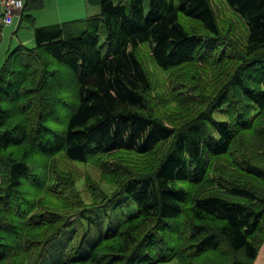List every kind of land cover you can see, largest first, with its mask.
<instances>
[{
    "label": "trees",
    "instance_id": "trees-1",
    "mask_svg": "<svg viewBox=\"0 0 264 264\" xmlns=\"http://www.w3.org/2000/svg\"><path fill=\"white\" fill-rule=\"evenodd\" d=\"M91 0L101 13L35 28L0 76V264H256L264 244V0ZM148 3V7H147ZM42 0H26L21 25ZM163 74L154 94L147 60ZM137 211L84 250L103 186ZM103 198L108 196L103 194ZM103 222L99 221L98 228ZM87 232V231H86ZM82 235V236H81Z\"/></svg>",
    "mask_w": 264,
    "mask_h": 264
},
{
    "label": "rangeland",
    "instance_id": "rangeland-1",
    "mask_svg": "<svg viewBox=\"0 0 264 264\" xmlns=\"http://www.w3.org/2000/svg\"><path fill=\"white\" fill-rule=\"evenodd\" d=\"M212 4L215 7L216 13L219 18L220 27L226 33H230V30L233 26L232 33L235 38L245 39L246 38V23L243 19H241L238 14H236L226 3L224 0H211ZM148 7V3H147ZM50 12V11H47ZM36 16V15H35ZM55 17V16H54ZM34 24L23 25L22 29L19 28L18 32L12 31L13 28L4 27L0 34V76L2 70L9 58V56L22 45V35H30V42L24 44L28 48H33L35 46L34 33L35 28L44 27L54 24H49L46 22L47 15L46 12H39ZM48 23V24H47ZM12 45L11 50L8 48ZM151 78L153 81V92L154 94L162 93L167 95V86L168 82H165V78L163 74L152 64L151 60H147ZM59 161L63 167H65L69 171H75L78 179V187L82 192V195L87 203L93 202V197L91 193L88 191L87 183L85 181V176L91 175L93 180L99 182L103 186V194H106L108 198L104 199L103 194L101 193L98 197V201L100 207L94 211H88L86 213V219L83 220L84 224L79 231L84 235L85 233L91 232V235L88 240V244L84 250L85 255L88 253L92 244H94L100 237L101 233L105 231L108 225V221L110 219L114 220L115 223L120 222L121 220L131 216L137 211V205L134 202H131L129 205H121L120 203L125 200V197H117L114 198V193L116 191V186L113 184H109L103 180L101 171L92 164L81 163L77 161H72L66 157L65 154L59 155ZM103 222L102 226L98 228L99 221ZM87 231V232H86ZM81 235V236H82ZM45 264V263H43ZM161 264H179L177 260H172L169 262L161 263Z\"/></svg>",
    "mask_w": 264,
    "mask_h": 264
},
{
    "label": "crops",
    "instance_id": "crops-1",
    "mask_svg": "<svg viewBox=\"0 0 264 264\" xmlns=\"http://www.w3.org/2000/svg\"><path fill=\"white\" fill-rule=\"evenodd\" d=\"M24 1L26 2V0ZM42 2H43V8L32 14L35 18L37 17V14L39 12L45 11L47 15L46 22H48L49 24H64V23L84 20L89 17L97 16L101 13V7L92 4L91 0H42ZM0 11H1V5H0ZM20 23H21V17L19 18L18 16L15 17L14 22L11 26H4L1 25L0 23V34L4 27L13 28L11 32L17 30V27L22 29L23 25L20 26ZM19 28L16 32L19 31ZM22 38L23 39L20 41L22 42L23 45L30 42L31 40L30 35L28 34L22 35ZM11 48L12 45H10L8 50L10 51ZM256 264H264V244L260 248V252L256 260Z\"/></svg>",
    "mask_w": 264,
    "mask_h": 264
},
{
    "label": "built area",
    "instance_id": "built-area-1",
    "mask_svg": "<svg viewBox=\"0 0 264 264\" xmlns=\"http://www.w3.org/2000/svg\"><path fill=\"white\" fill-rule=\"evenodd\" d=\"M0 23L4 26H11L16 16L19 18L25 7L24 0H0Z\"/></svg>",
    "mask_w": 264,
    "mask_h": 264
}]
</instances>
